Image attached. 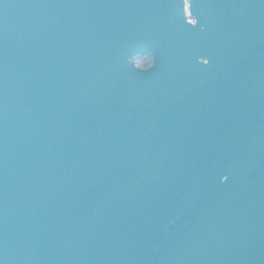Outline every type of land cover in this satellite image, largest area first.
<instances>
[{
    "label": "water",
    "instance_id": "95a60500",
    "mask_svg": "<svg viewBox=\"0 0 264 264\" xmlns=\"http://www.w3.org/2000/svg\"><path fill=\"white\" fill-rule=\"evenodd\" d=\"M0 264H264V0H0Z\"/></svg>",
    "mask_w": 264,
    "mask_h": 264
},
{
    "label": "rangeland",
    "instance_id": "374dc122",
    "mask_svg": "<svg viewBox=\"0 0 264 264\" xmlns=\"http://www.w3.org/2000/svg\"><path fill=\"white\" fill-rule=\"evenodd\" d=\"M188 15V13H186ZM136 65L139 68H146L150 65L151 59L150 58H137L135 59Z\"/></svg>",
    "mask_w": 264,
    "mask_h": 264
},
{
    "label": "flooded vegetation",
    "instance_id": "af4514ba",
    "mask_svg": "<svg viewBox=\"0 0 264 264\" xmlns=\"http://www.w3.org/2000/svg\"><path fill=\"white\" fill-rule=\"evenodd\" d=\"M186 17H187V19H188L189 22L194 23V19L191 18V17L189 16V14L186 15ZM146 58H150V59L152 60V57H151V56H148V57H146Z\"/></svg>",
    "mask_w": 264,
    "mask_h": 264
},
{
    "label": "bare ground",
    "instance_id": "6f19581e",
    "mask_svg": "<svg viewBox=\"0 0 264 264\" xmlns=\"http://www.w3.org/2000/svg\"><path fill=\"white\" fill-rule=\"evenodd\" d=\"M185 13H188V9H187V7H186V11H185ZM189 14V13H188Z\"/></svg>",
    "mask_w": 264,
    "mask_h": 264
},
{
    "label": "built area",
    "instance_id": "2783aa9c",
    "mask_svg": "<svg viewBox=\"0 0 264 264\" xmlns=\"http://www.w3.org/2000/svg\"><path fill=\"white\" fill-rule=\"evenodd\" d=\"M134 64H135V66H136L137 68H139V67L136 65V62H135V60H134Z\"/></svg>",
    "mask_w": 264,
    "mask_h": 264
}]
</instances>
